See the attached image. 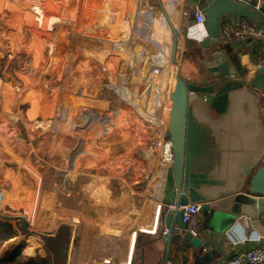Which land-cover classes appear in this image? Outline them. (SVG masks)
Here are the masks:
<instances>
[{"label":"rangeland","instance_id":"rangeland-1","mask_svg":"<svg viewBox=\"0 0 264 264\" xmlns=\"http://www.w3.org/2000/svg\"><path fill=\"white\" fill-rule=\"evenodd\" d=\"M1 1L5 11L10 12L15 17H18V13H20L22 22L13 20L11 25H23L27 35V38L22 41L17 40L15 36L11 39L16 45L21 43L20 45H24L25 48L31 46L25 52L16 53L20 56L18 70H20L21 75L18 78L26 85H9L7 78L5 82L7 81L8 84H5L1 94L6 103L3 113L0 115V166L6 162L10 170L8 174H4L6 175L4 180L13 181V184L5 185L11 191L6 192L0 199V207L3 208L0 214L3 213L2 215L6 217H23L27 222V227L29 224L28 230L30 228L34 231L33 234H37L35 239L39 248L32 254L25 252L28 231H22L20 221L1 219V235L6 237L10 232L11 238L0 241V247L4 243L0 249V256L11 245L21 246L20 252L25 257L33 258L37 255L41 256V254L50 256L40 237L41 234L46 233L45 228L55 232L65 225L66 219L81 220L82 223L86 220L95 226L90 230L91 234L96 235V224L97 226L102 225L101 220L108 223L109 220L107 219L111 215H118L123 211L127 215L135 214L139 211L138 208H140L141 214L140 204H143L147 198L153 197L156 183L163 172H161L162 169H157L158 171L154 172L157 167L155 156L156 153L159 155L160 150L159 147L156 150L152 147V141L153 137H156L155 133H158L161 128L156 127L158 124L152 123L166 119L170 105L168 101L174 83L172 79L169 83L165 82V70L163 65L161 66L164 62L161 60L154 61L153 55L155 51L161 52L171 61L172 38L171 44L165 42L162 45V42L157 40L155 48L152 46V42L147 41L148 44L145 41L148 38L149 29L158 27L160 21L167 18L171 23L174 22L179 39L181 21L185 23L186 27V23L190 21L188 15L192 6L189 0H182L180 4L175 2V10L170 13L169 8L172 5L166 4L167 0L166 2L162 1L163 3L161 0V3H157V0H106L107 4L105 0ZM103 5L104 7H102ZM2 6L0 5V10H2ZM100 9L101 11L98 12ZM74 12L76 13L75 17ZM120 19L122 20L120 21ZM163 23L165 22L163 21ZM192 29L194 28H189V30ZM134 36L137 39H134ZM181 38L180 58L176 59L175 57V62H173L174 65L178 64L177 69L181 67L185 69L190 58V39L186 40L185 32ZM184 43L185 53H183ZM115 46L117 47L115 48ZM133 52L134 54H132ZM142 55H144L143 58ZM129 59H132V62ZM136 59L139 62H136ZM168 59L166 60L168 61ZM117 62L118 64H116ZM133 62H136L135 65ZM14 67L16 66L14 65L12 69ZM154 68L155 70L161 68L158 79L152 77ZM130 71L133 72L130 73ZM9 76V80L17 78L14 73L9 74ZM160 93L167 94V99L164 96V99L160 101ZM13 96H18V100L15 101L16 104L24 100H28L27 102L30 103V105L24 104L25 106L20 108L24 112L23 121L27 129V132L23 133V137L27 136L28 138L24 139L28 142L27 145L30 144V146L23 147L25 161L23 164L24 171L21 172L20 170L18 172L17 166H12L19 162L18 150L9 145L12 140L15 144L13 122L9 116L18 119L12 114L14 108L12 102L15 100ZM90 111L92 114L89 116ZM157 113H161V116ZM102 129L104 132L98 134ZM120 135H125V139H128L126 144L123 142L119 145L118 138ZM99 139L102 141L98 142ZM84 140L88 143L83 144ZM153 149L154 151H152ZM73 164L75 165L72 167ZM126 168L129 172L126 171ZM0 169L2 168L0 167ZM124 172L130 174V182L133 186L137 184L135 192L138 195H134L130 190L128 191L131 193L129 197L125 195L126 192L122 194L115 192L114 195L108 197L110 198L108 201L102 195L105 191L106 179L116 178ZM74 173L77 175L76 182L80 183L85 182L82 176L91 175L95 178L91 185L87 184L92 195L85 196L82 194L78 198L79 200L73 198L75 204L78 205H75V209H71V204L67 205L66 201V195L70 191V189L67 191L66 176ZM22 175L31 179L36 185L40 181L41 190L33 193V188L30 192L27 191L26 195L18 194L17 191L12 192V190H17L16 180ZM78 178H82L83 181ZM110 187L113 189L112 181ZM144 190H148L150 195L143 197L141 192ZM99 193H101L100 196ZM83 201L86 203L85 206L81 205ZM140 201L142 202L140 203ZM109 202L110 205L107 204ZM131 203H134V206ZM26 207L31 210L28 209L29 213L26 212ZM133 209L135 210L131 212ZM89 213H91L90 219L88 218ZM5 222H9L11 228H3L2 225ZM14 225L15 227H13ZM128 231L129 228L124 231L126 236ZM18 236H20V241L17 240ZM120 238L124 239V235H121ZM91 249V247L87 249L90 251H88L89 256L87 258L91 257ZM83 259V256L77 258L75 253V260L78 263ZM97 259L104 261L99 257ZM106 263L114 264L112 260Z\"/></svg>","mask_w":264,"mask_h":264},{"label":"water","instance_id":"water-1","mask_svg":"<svg viewBox=\"0 0 264 264\" xmlns=\"http://www.w3.org/2000/svg\"><path fill=\"white\" fill-rule=\"evenodd\" d=\"M202 10L206 23L199 47L211 51V60L200 59L198 79L183 78L180 68L175 75L166 120L173 162L163 180L154 227L134 232L127 264H172L175 257L213 264L224 255L227 232L239 217L258 229L264 214V116L257 92L264 84V68L245 87L244 71L222 48L220 31L224 17L257 27L264 22V5L257 11L238 0H205ZM189 203L200 207L199 236L177 233L184 227L182 212L168 210ZM3 219L20 221L22 231H28L21 216ZM64 223L40 235L49 264H84L75 260L80 224ZM103 262L91 258L85 264Z\"/></svg>","mask_w":264,"mask_h":264},{"label":"crops","instance_id":"crops-1","mask_svg":"<svg viewBox=\"0 0 264 264\" xmlns=\"http://www.w3.org/2000/svg\"><path fill=\"white\" fill-rule=\"evenodd\" d=\"M162 1L166 2V0H161V2ZM204 1L205 0H189V3H191V6L192 5H200L201 7H203ZM18 2H19V0H18ZM175 2L180 4L182 2V0H167L166 4H171V3L174 4ZM2 4L3 3L0 0V5L2 6ZM164 6H166V5H164ZM13 20H16L18 22H20V21L22 22V19L20 18V13H18V17H15L10 12L5 11L3 9V6H2V10H0V115H2L3 108H4L5 103H6L5 98H3V95H1L2 89H4L5 84H8L7 81L5 82V80L8 78L9 85H16V86L26 85V83H24V82L22 83L18 78V76L21 75L20 70H18L19 69V57L20 56L16 55V53L20 54L22 52H25L26 49H28L31 45H29L28 48H27V46L25 48L24 45H20L21 43H19V44L17 43V45H16L13 42V39H11V37H14V36L17 37V40H21V41L23 39L27 38L26 32L23 28V25L20 24L17 26L16 25L12 26L11 21H13ZM222 20H230V18L224 17L223 19H221V21ZM163 21L165 23H163ZM173 24H174V22H173ZM181 25H182L181 26V32H179V33L183 37L184 32H185L186 40L190 39L191 45H190V50H189L190 58L188 59V66H186L185 69H183V67L180 68V75L185 79L195 80V79H198L197 73L201 72L203 69L201 67V64H200V59L207 58V59L211 60L210 59L211 58L210 57L211 51L210 50H202L199 47V42L203 38V33H202L203 29L195 27L194 25H191L189 22L186 23V27H185V23H182V21H181ZM262 25H264V22L260 23L258 26H262ZM158 26L160 27V39L158 41L162 42V45L165 42H168L171 44L170 40L172 38V33H171V30L167 24L166 19L161 20L160 23L158 24ZM190 27H193L194 29L189 30ZM200 33H202L201 36H200ZM181 35H180L178 42H177L176 59H179L180 54H181V46H182ZM31 39L33 40V37H31ZM34 42H36V41H34ZM229 46H230V48H229ZM222 48H224L227 51L228 56L230 57L234 66H236L240 70L244 71L243 76H245L248 72L254 71L255 68H257L256 70H258L260 67L264 68V41H262V40L246 39V40H241L239 42H236L232 38L226 37V38L222 39ZM167 50H169V49H167ZM171 51H172V49H171ZM183 53H185V43H184ZM15 57H18V58H15ZM16 62H17V64H16ZM14 65L16 67H14L12 69V67ZM172 65L176 69L178 68V64L174 65L172 63ZM11 73L16 74L17 78L16 79L13 78V80H9L10 79L9 74H11ZM256 74H257V71H256ZM244 85H245V87L250 86V84L247 85L246 83ZM263 88H264V84L260 87V89H263ZM259 90H257L258 93H259ZM13 97H15V100L10 99L11 101L13 100L12 106L14 107L12 109V114H13V116H17V118L19 120L16 118L14 119L11 116H9V119L10 118L12 119V120L11 119L10 120L13 122V127H14L13 131L15 132L14 133L15 134L14 135L15 144L13 143V140H12V142L11 141L9 142V145L12 148H14L15 150H18L17 151V155H18L17 157L19 159V162H17L16 164H13L12 166H17L16 169L18 170V172H19V170L21 172V171H24V168H23L24 165L23 164L25 161L24 160L25 155H24L23 147L30 146V144L27 145L28 142H26V140L24 139V138L27 139L28 137L27 136L23 137V133H26L27 129L24 126V121H23L25 118L24 117L25 115H24V112L21 111L20 108L24 107L25 105H30V103L27 102L28 100H24V101H20L19 103L16 104L15 101L18 100V96L17 97L13 96ZM8 100H9V98H8ZM259 110L262 113V115L264 116V106L261 104V102L259 104ZM25 112L27 114V111H25ZM91 114H92V111H90L89 116ZM7 115H9V114H7ZM6 127H8V126L6 125ZM103 132H104V129H102L101 132H98V134H100V133L102 134ZM118 140H119V142H118L119 145H121L123 142H125L123 144H126L128 142V139L127 140L125 139V135H120ZM97 141L100 142L102 140L99 139ZM80 143H82V141H80ZM87 143L88 142H86V140H84L83 144H87ZM74 165L75 164H73L72 167ZM0 167L2 168V169H0L1 170L0 171V199H1L2 196H4L6 194V192H8L9 190L11 191V189L6 188L5 185L10 186L13 184V181L9 182V181L4 180V178L6 177V175H4V174H6V173L8 174V172L10 170V168L7 167L6 162H3L2 166H0ZM126 171L129 172V170L127 168H126ZM128 172H124L116 178H111V179L107 178L106 179L107 182L104 183L105 184V189H104L105 191L102 193V195L105 196V198H107V200L110 199L108 197L112 194L114 195L115 192L117 194H122V193L126 192L125 195L127 197H129V196H131V193H128V191L130 190L134 195H138L135 192V188H136L137 184H134V186L132 185V183L130 182L131 176ZM21 174H24V173H21ZM82 177H84L83 179L85 180V182L80 183V182H76L77 181V175L75 173L73 175L68 174L66 176L67 191L70 189L69 193H67V195H66L67 202H68L67 205L71 204L70 205L71 209H75V205H78L77 203L75 204L73 198L78 199L82 196V194H85V196L86 195H92L91 192L89 191L88 185H91L93 183L92 181L94 180L95 177L91 176V175L82 176ZM78 179L81 181L82 178H78ZM83 179H82V181H83ZM19 181H21V182H19ZM33 181H35V180L33 179ZM111 181H112L113 189L110 187ZM4 182H5V184H4ZM16 182H17V187H21V188L27 187V188H30L29 190L34 188L35 192L33 191V193H36V191L41 190V182L40 181L36 185L35 182H32L31 179H27L24 175H22V177H20L18 180H16ZM119 182H121L120 185H119ZM78 185L80 186V189H79ZM36 186H37V188H36ZM162 188H163V180L160 177L159 181L156 184V190L154 192L153 197H151V199L147 198L146 199L147 201L145 200V202L143 203L144 205L140 204L141 214H140V208H138L139 211H137V213H135L136 215L132 214V213H131V215H127V217H128L127 221L129 222V225H127L126 227L129 228V231H128L129 233L127 234V236L125 235L126 236L125 237V240H126L125 250H122L120 248H118L116 250V252L114 254L115 255L114 258L111 259L114 264H127L129 254L131 252V245H132V240H133V236H134L135 231H139V230L140 231H150L153 229L154 223H155V217H156V208L159 204ZM13 191H15V190H12V192ZM63 191H65V190H63ZM148 192H149L148 190H146V191L144 190L141 192V195L143 197H146V196L150 195ZM98 195L100 196L101 193H99ZM125 195H123V196H125ZM141 202L142 201H140V203ZM107 204L110 205V202ZM81 205L85 206L86 203L83 201L81 203ZM131 205L134 206V203H131ZM140 206H138V207H140ZM134 210L135 209H133L131 212H133ZM90 214L91 213L88 214L89 219H90ZM201 219H202V217L199 214H197L196 224H195V228L197 231H199ZM119 224H124V222H121V223L119 222ZM80 225H82V224L80 223ZM96 226H97V224H96ZM13 227H15V225ZM82 229L84 230V226L79 227V232H78L79 234H78L77 243H80L79 238H80V234H81ZM73 230H74V228L72 226V231ZM83 230H82V232H83ZM14 232L16 233V230H14ZM24 237H25V234H24ZM120 237H121V235H120ZM243 239L250 241V243L259 242L262 246H264V214L259 218L258 229H255L254 227H252L250 224V221L247 218L239 217L237 219V221L234 223L233 227L227 232V240L224 243V248H225L224 249V255L218 261H216L213 264H225L226 260H228L234 253V251H233L234 243H237ZM17 240L20 241V236L17 237ZM3 245H4V243L1 245L0 249H2ZM77 248H78V245H77ZM98 251H96V252L98 253ZM104 254L106 256L108 255L106 253H104ZM41 256L45 257L46 255L41 254ZM87 256H88V253L86 255H83L84 259H83V261H80V263H84V264L88 263L89 260L93 257L92 254H90L91 257H89V258H87ZM94 256L99 257L97 255H94ZM96 257H93V258H96ZM103 263L108 264L105 262H103ZM172 264H189V262L187 263L186 260H184L180 257H178V258L175 257L174 260L172 261Z\"/></svg>","mask_w":264,"mask_h":264},{"label":"bare ground","instance_id":"bare-ground-1","mask_svg":"<svg viewBox=\"0 0 264 264\" xmlns=\"http://www.w3.org/2000/svg\"><path fill=\"white\" fill-rule=\"evenodd\" d=\"M103 2V1H102ZM105 2H106V4H107V1L105 0ZM160 2V0H157V3H159ZM108 3H109V1H108ZM161 3V2H160ZM16 4V3H15ZM21 5V4H20ZM39 5V4H38ZM110 5V4H109ZM170 5H172L171 6V8H169V12L171 13V12H173V10H175L174 9V4H170ZM101 6V5H100ZM108 6V5H107ZM161 6V5H160ZM102 7H104V5L102 6ZM31 9V8H30ZM111 9V8H110ZM165 9V8H164ZM77 11V10H76ZM101 11V9L98 11V12H100ZM129 11V10H128ZM104 12H105V10H104ZM76 13L74 12V17L76 16L75 15ZM78 14V13H77ZM92 15V14H91ZM104 16H105V14H103ZM122 15V14H121ZM176 16V15H175ZM103 17V16H102ZM48 19V18H47ZM110 19V18H109ZM101 20H102V18H101ZM104 20V19H103ZM122 19H120V21H121ZM72 21V20H71ZM87 21V20H86ZM112 21V20H111ZM166 21H167V24H168V26H169V28H170V30H172L171 31V33H172V51H171V55H170V59H171V62L173 63V62H175V57H176V49H177V42H178V32H177V30L175 29V26H174V24H173V22L171 23L170 22V20H169V18H167L166 19ZM51 22V21H50ZM105 22V21H104ZM128 22V21H127ZM132 22V21H131ZM87 23V22H86ZM101 23H103L102 21H101ZM109 23V22H108ZM78 24V23H77ZM83 25V24H82ZM103 24H101V26H102ZM140 25V24H139ZM153 25H155L154 23H153ZM104 26V25H103ZM107 26V25H106ZM124 26V25H123ZM120 27V26H119ZM79 28V27H78ZM104 28V27H103ZM102 28V29H103ZM108 28V27H107ZM126 29H127V27H125ZM100 29H101V27H100ZM109 30V29H108ZM159 30V31H158ZM81 31V30H80ZM101 31V30H100ZM123 31H124V27H123ZM151 31V32H150ZM108 32V31H107ZM120 32V31H119ZM126 32V31H125ZM122 33H124V32H122ZM99 34H101V33H99ZM106 34V33H105ZM201 34L202 33H200V36H201ZM80 35V34H79ZM83 35H85V34H83ZM96 35V34H95ZM103 35H104V33H103ZM107 35H109V34H107ZM121 35V34H120ZM99 36V35H98ZM115 36V35H114ZM127 36V35H126ZM131 36H132V34H131ZM147 36H148V38H146V41L145 42H152V46L154 47L155 46V43H156V41L160 38V27L158 26V27H152V29L150 30L149 29V32H148V34H147ZM117 37H118V35H117ZM91 38V37H90ZM103 38V37H102ZM110 38H112V37H110ZM118 38H120V37H118ZM118 38H116V39H118ZM101 39V38H100ZM99 39V40H100ZM132 39H133V37H132ZM134 39H137V38H135V36H134ZM93 40V39H92ZM97 40H98V37H97ZM118 40H120V39H118ZM125 40V39H124ZM114 41H116V40H114ZM121 41V40H120ZM132 41V40H131ZM137 41V40H136ZM104 42H106V40H104ZM119 42V41H118ZM134 42V41H133ZM139 42V41H138ZM147 42V43H148ZM107 43V42H106ZM109 43H111V42H109ZM113 43V42H112ZM116 43V42H115ZM121 43V42H120ZM108 44V43H107ZM127 44V43H126ZM135 44V43H134ZM133 44V45H134ZM140 44V43H139ZM143 44V43H142ZM149 44V43H148ZM110 45V44H109ZM108 45V46H109ZM112 45V44H111ZM125 45V44H124ZM129 45V44H128ZM132 45V47H134ZM137 45V44H136ZM151 45V44H150ZM126 46V45H125ZM146 46V45H145ZM102 47V46H101ZM113 46H111V48H112ZM117 46H115V48H116ZM147 47V46H146ZM131 48V47H130ZM135 48V47H134ZM145 48V47H144ZM143 48V49H144ZM155 48V47H154ZM113 49V48H112ZM119 49H121V48H119ZM118 49V50H119ZM123 50H125V48H123ZM128 50V49H127ZM142 50V49H141ZM145 50V49H144ZM129 51V50H128ZM130 51H132V50H130ZM149 51V50H148ZM124 52V51H123ZM136 52V51H135ZM140 52V51H139ZM144 52V51H143ZM142 52V53H143ZM146 52V51H145ZM128 53V52H127ZM137 53V52H136ZM141 53V52H140ZM119 54V53H118ZM126 54V53H125ZM124 54V55H125ZM128 54H130V53H128ZM132 54H134V52L132 53ZM138 54V53H137ZM136 54V55H137ZM110 55H111V53H110ZM120 55V54H119ZM123 55V56H124ZM135 55V56H136ZM149 55V54H148ZM109 56V55H108ZM132 56V57H131ZM130 57L131 58H133V55H131ZM143 56L144 55H142V58H143ZM150 56V55H149ZM154 57H153V59H154V61H157V60H161V61H163L164 63H160L161 64V66L163 65V68H164V70H165V82L166 83H169L170 82V79H172V81L174 82V80H175V75H176V73H177V69L172 65V63L170 62V60L166 57V56H164L163 54H161V53H158V52H156L155 51V53H154V55H153ZM111 57V56H110ZM113 57V56H112ZM118 57V56H117ZM121 57V56H120ZM129 57V58H130ZM136 58V57H135ZM168 59V61L166 60V59ZM107 59V58H106ZM117 59V58H116ZM115 59V60H116ZM124 59V58H123ZM151 59V58H150ZM119 60V59H118ZM130 60V59H129ZM128 60V61H129ZM132 60V59H131ZM130 60V62H132ZM138 60L140 61V59L138 58ZM143 60V59H142ZM135 61V60H134ZM139 61H137V59H136V62H139ZM151 61H152V59H151ZM150 61V62H151ZM109 62V61H108ZM121 62V61H120ZM126 62V61H125ZM136 62H133V64L134 63H136ZM159 62V61H158ZM113 63V62H112ZM146 63V62H145ZM116 64H118V62L116 63ZM155 64V63H154ZM153 64V65H154ZM159 64V65H160ZM168 64V65H167ZM125 65V64H124ZM130 65H132V64H130ZM129 65V66H130ZM135 65V64H134ZM110 66V65H109ZM128 66V67H129ZM155 66V65H154ZM157 66H158V64H157ZM131 67V66H130ZM134 67V66H133ZM162 68V67H161ZM160 68V69H161ZM134 69V68H133ZM141 69V68H140ZM151 69V68H150ZM160 69H156L155 70V68H154V70H153V72H152V77L153 78H155V79H158L157 77H158V75L160 74ZM118 70V68L116 69V71ZM127 70V69H126ZM129 70V69H128ZM136 71V70H135ZM150 71V70H149ZM133 72V71H132ZM131 71H130V73H132ZM117 73V72H116ZM125 73V72H124ZM128 73V72H127ZM162 73V72H161ZM136 74V73H135ZM130 75V74H129ZM133 75V74H132ZM138 75V74H137ZM128 76V75H127ZM139 76H140V74H139ZM129 77V76H128ZM132 77V76H131ZM162 79V78H161ZM121 80V79H120ZM139 80V79H138ZM122 81V80H121ZM120 81V82H121ZM128 81V80H127ZM126 81V82H127ZM130 81V80H129ZM153 82V81H152ZM118 83H119V81H118ZM129 83V82H128ZM155 83V82H154ZM125 84V83H124ZM121 85V84H120ZM132 85H133V83H132ZM137 85V84H136ZM161 86V85H160ZM119 88V90H121L120 89V87H118ZM158 88V87H157ZM161 88H163V87H161ZM167 89V88H166ZM165 90V89H164ZM125 92V91H124ZM148 92V91H147ZM141 94V93H140ZM143 94V93H142ZM157 96V95H156ZM164 96L166 97V99H167V94H162V93H160V101H162L163 99H164ZM169 99V98H168ZM159 100V99H158ZM164 102H165V100H164ZM169 102V101H168ZM168 104V103H167ZM158 106H160V105H158ZM161 109V108H160ZM159 111V110H158ZM160 112H162V111H160ZM157 114H160V116H161V113H157ZM156 114V115H157ZM167 115V114H166ZM165 119V118H164ZM164 119H162L161 121H159V122H157V121H154L152 124H158V125H156V127H159V128H161V130L158 132V133H155V136L156 137H153V141H152V147L156 150V148L157 147H159V150H160V153H159V155H157V153H156V156H155V162H156V168H155V171L154 172H156V170L158 169H161V168H163L162 167V162L161 161H163V159H164V157H165V155H166V147H164V145H163V141H162V138H163V134H164V127H165V120ZM154 149L152 150V151H154ZM154 158V157H153ZM160 161V162H159ZM160 164H159V163ZM157 170V171H158ZM158 176H159V174H157ZM157 184V183H156ZM156 189V188H155ZM66 199V198H65ZM23 201H25V200H23ZM29 201V200H28ZM67 201V200H66ZM29 203V202H28ZM68 203V202H67ZM72 203V202H71ZM25 205V204H24ZM27 205V204H26ZM25 205V206H26ZM63 205V204H62ZM69 205V204H68ZM29 207V206H28ZM24 209V208H23ZM26 209H27V211L26 212H28L29 213V208H27L26 207ZM29 209V210H28ZM60 209V208H59ZM31 211V210H30ZM33 211V210H32ZM34 212V211H33ZM80 212V211H79ZM78 212V213H79ZM27 213V214H28ZM61 213H62V211H61ZM73 213V212H72ZM63 214H64V212H63ZM69 214V213H68ZM31 215H33V214H31ZM37 216V215H36ZM69 217H70V215H68ZM58 217V216H57ZM77 217H79V216H77ZM55 218V217H54ZM71 218H72V216H71ZM80 218V217H79ZM103 218V217H102ZM41 219V218H40ZM127 219H128V217H127V214H126V212H120V214H115V215H111V217L110 218H108L107 220H109V222L107 223V222H105V221H103V220H101L102 221V225L101 224H99V226H96V235L94 234H91V228H93V227H95V226H93V225H91V224H89L86 220L84 221V223H86L87 222V224H85V225H83L84 223H82V221L81 220H78L81 224H82V226H84V230H83V232H82V230H81V234H80V238H79V242L80 243H78V248L76 249L77 251H76V255H77V258L79 257V256H83V255H86L87 253L89 254V250H87L88 249V247H92V250H91V252H92V256L93 257H96V256H94V255H97V256H99V258L100 259H103L104 261H110L112 258H114V254H115V252H116V250L118 249V248H120V249H122V250H125V242H126V240H125V234H126V232H124L126 229H127V225H128V221H127ZM37 220V219H36ZM55 220V219H54ZM58 220V219H57ZM61 221V220H60ZM63 221V220H62ZM121 223V222H124V224H119V222ZM47 223V222H46ZM52 224H53V222H51ZM50 223V224H51ZM56 224V223H55ZM39 226V225H38ZM37 226V227H38ZM53 226V225H52ZM81 226V225H80ZM34 227V226H33ZM40 227H41V225H40ZM126 227V228H125ZM82 228V227H81ZM80 228V229H81ZM87 228V229H86ZM37 229V228H36ZM39 229V228H38ZM41 230V229H40ZM43 230V229H42ZM45 230H46V232H49V231H47L48 230V228H45ZM89 230V231H88ZM30 232V230H28V237H27V239H32L33 237H35V235H33V232L32 233H29ZM43 232V231H42ZM79 234V233H78ZM92 235H93V240H92V242H91V238H92ZM120 235H124V239H120ZM125 240V241H124ZM92 243V244H91ZM124 248V249H123ZM99 250V251H98ZM89 251V252H88ZM96 251H98V253H95ZM104 253H106V254H108L107 256L104 254ZM94 254V255H93ZM89 256V255H88ZM97 258V257H96Z\"/></svg>","mask_w":264,"mask_h":264},{"label":"built area","instance_id":"built-area-1","mask_svg":"<svg viewBox=\"0 0 264 264\" xmlns=\"http://www.w3.org/2000/svg\"><path fill=\"white\" fill-rule=\"evenodd\" d=\"M242 3H249L254 10L259 11L261 7L264 5V0H238ZM191 12L188 15V21L191 25L195 27L203 29L205 27L206 18L205 14L202 10L200 5H192ZM220 31L223 38H232L234 41L239 42L241 40L246 39H253V40H262L264 41V25L255 27L251 23L247 22L244 19L238 21L237 24H233L230 20H222L220 22ZM257 68L254 71L248 72L245 76H243L244 84L246 83L249 85L252 82L256 74ZM259 95L261 99V104L264 106V88L259 90ZM166 120L165 119V127H164V134H163V145L166 147V155L162 162V171L161 173L162 180H164L166 171L170 168L173 162V155L171 151L170 142L166 136ZM160 176V177H161ZM30 188H21L17 187L18 194L26 195V192H30ZM199 205L197 204H187L184 206H176V205H169L168 210L172 211H181L182 212V222L184 223V227L182 229H177L176 232L179 234H183L185 232L191 233L193 236H199V231L196 230V216L199 214ZM0 211H3V208L0 207ZM3 214V213H2ZM0 214V222L4 215ZM29 227V224H28ZM29 233H34L29 228ZM49 232L52 230L49 229ZM46 232V231H45ZM168 230H164V234H167ZM33 235H37L36 233ZM250 244V245H249ZM233 255L226 260L225 264H264V246H262L259 242L250 243V241L243 239L237 243H234L233 246Z\"/></svg>","mask_w":264,"mask_h":264},{"label":"trees","instance_id":"trees-1","mask_svg":"<svg viewBox=\"0 0 264 264\" xmlns=\"http://www.w3.org/2000/svg\"><path fill=\"white\" fill-rule=\"evenodd\" d=\"M2 227L3 228L6 227L8 229L11 228L9 222L3 223ZM8 234H9L8 236L4 237L0 233V241H2V240L5 241L7 239H10L11 238L10 237V232ZM37 248H39V245H38V243H36L35 237H33L32 239H27L26 240V245H25V248H24L25 252H27L29 254H32L33 252H35V250ZM21 249H22L21 246L11 245V247L8 248L0 256V264H49L50 263V260H51L50 256L42 257L40 255H37L36 257H33V258L25 257V256H23L21 254V252H20Z\"/></svg>","mask_w":264,"mask_h":264}]
</instances>
